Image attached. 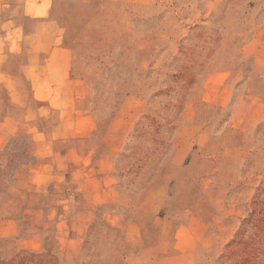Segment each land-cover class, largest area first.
Wrapping results in <instances>:
<instances>
[{
    "label": "rangeland",
    "instance_id": "1",
    "mask_svg": "<svg viewBox=\"0 0 264 264\" xmlns=\"http://www.w3.org/2000/svg\"><path fill=\"white\" fill-rule=\"evenodd\" d=\"M51 15L92 130L60 110L26 122L22 103L44 104L11 61L0 264H264V226L229 249L255 207L264 224V0H54Z\"/></svg>",
    "mask_w": 264,
    "mask_h": 264
},
{
    "label": "crops",
    "instance_id": "2",
    "mask_svg": "<svg viewBox=\"0 0 264 264\" xmlns=\"http://www.w3.org/2000/svg\"><path fill=\"white\" fill-rule=\"evenodd\" d=\"M13 3L12 0H0V85L9 76L6 68L17 59L21 69L11 73L13 78L31 84L33 99L37 104H44L32 109L27 102L22 103L21 107L26 109V122L30 114L40 120L45 113L60 110L62 114L73 112L78 115L74 123L76 130L91 131L92 120L82 105V81L72 75L74 53L63 43L62 29L51 15L54 0ZM14 124L17 120L4 118L6 132ZM64 125H58V128H64Z\"/></svg>",
    "mask_w": 264,
    "mask_h": 264
},
{
    "label": "trees",
    "instance_id": "3",
    "mask_svg": "<svg viewBox=\"0 0 264 264\" xmlns=\"http://www.w3.org/2000/svg\"><path fill=\"white\" fill-rule=\"evenodd\" d=\"M256 211L259 212L258 214L262 213V209H260L258 211V207L257 208L255 207L253 214H251L248 221L244 223L243 228H242L241 232L239 233L238 237L229 246V249H233V252H234V250L237 251L238 247L244 245L246 243L245 240H248V237H247V239L245 238V234L247 232L246 230L248 228H252L251 230H258L259 232L263 229L264 224L262 222H260L259 224L256 223V225L254 224V217H255ZM252 259H253V256L249 255L246 259H243V261L241 263L242 264H250Z\"/></svg>",
    "mask_w": 264,
    "mask_h": 264
}]
</instances>
